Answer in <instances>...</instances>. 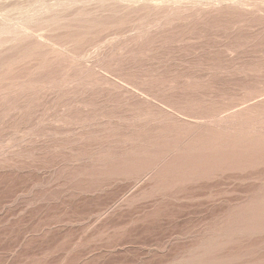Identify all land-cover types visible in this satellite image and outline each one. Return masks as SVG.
<instances>
[{
    "label": "rangeland",
    "instance_id": "374dc122",
    "mask_svg": "<svg viewBox=\"0 0 264 264\" xmlns=\"http://www.w3.org/2000/svg\"><path fill=\"white\" fill-rule=\"evenodd\" d=\"M0 264H264V0H0Z\"/></svg>",
    "mask_w": 264,
    "mask_h": 264
}]
</instances>
